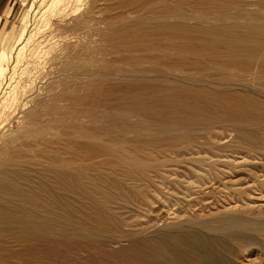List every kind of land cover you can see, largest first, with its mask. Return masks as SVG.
Here are the masks:
<instances>
[{
    "label": "rangeland",
    "instance_id": "374dc122",
    "mask_svg": "<svg viewBox=\"0 0 264 264\" xmlns=\"http://www.w3.org/2000/svg\"><path fill=\"white\" fill-rule=\"evenodd\" d=\"M1 50L0 181L264 264V0H0Z\"/></svg>",
    "mask_w": 264,
    "mask_h": 264
},
{
    "label": "bare ground",
    "instance_id": "6f19581e",
    "mask_svg": "<svg viewBox=\"0 0 264 264\" xmlns=\"http://www.w3.org/2000/svg\"><path fill=\"white\" fill-rule=\"evenodd\" d=\"M5 57L1 50L2 75ZM1 181L0 264H220L219 248L230 249L228 226L212 227L216 235L186 223L148 236L118 233V217L92 197L91 206H75L45 182L11 189ZM63 185L67 192L79 187ZM120 238L128 243L115 246Z\"/></svg>",
    "mask_w": 264,
    "mask_h": 264
}]
</instances>
